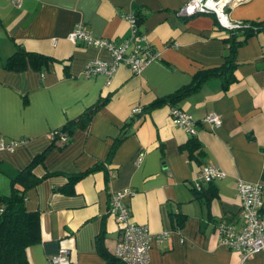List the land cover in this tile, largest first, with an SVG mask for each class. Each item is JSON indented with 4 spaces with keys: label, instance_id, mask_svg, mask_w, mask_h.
Masks as SVG:
<instances>
[{
    "label": "crops",
    "instance_id": "1",
    "mask_svg": "<svg viewBox=\"0 0 264 264\" xmlns=\"http://www.w3.org/2000/svg\"><path fill=\"white\" fill-rule=\"evenodd\" d=\"M13 1L0 0V138L24 141L0 149V194L8 191L3 169L25 165L67 119L105 97L84 126L72 127L63 146L53 145L32 167L36 176L51 174L24 194V206L37 211L39 227V239L25 249L28 264H50L48 254L58 246L69 249L66 264H103L95 235L102 221V246L109 253L116 224L107 197L124 187L131 191L124 197L129 218L146 223L152 233L166 231L159 241L151 240L148 264H264V250L240 259L238 251L218 240L215 229L217 222L235 230L241 224L237 179L262 183L264 208V28L234 32L241 41L234 47L233 80L225 89L210 76L175 103L194 119L212 110L220 116L215 127L195 121L200 152L194 157L184 147L189 134L169 118V105H146L188 82L196 69L221 62L228 42L212 12L177 15L186 0ZM225 11L240 27L264 17V0H238ZM128 13L141 18L137 31L158 56L137 72L119 62L109 76L84 75L86 61L107 60L109 51L71 42L67 33L80 23L93 36L118 41L129 33ZM15 45L52 60L36 69H6L3 60ZM135 105L140 110L130 113ZM122 127L124 136L106 159ZM98 162L103 168L79 177L70 193L55 188L65 173ZM208 162L224 175L201 183L203 190L195 193L190 179Z\"/></svg>",
    "mask_w": 264,
    "mask_h": 264
},
{
    "label": "built area",
    "instance_id": "2",
    "mask_svg": "<svg viewBox=\"0 0 264 264\" xmlns=\"http://www.w3.org/2000/svg\"><path fill=\"white\" fill-rule=\"evenodd\" d=\"M238 0H186L175 13L177 15H190L198 11H210L215 20L225 28L239 24L230 21L225 9L228 5ZM14 3L17 1H13ZM129 22V33L118 41L111 38L93 36L88 30L77 23L66 35L71 42H80L104 47L109 51L107 60H88L83 65L84 75L101 72L111 75L117 63L125 64L131 72H137L148 61L158 56V51L152 48L142 32L134 27L133 15H125ZM55 39H51L54 42ZM140 110L138 105L131 108L130 113ZM168 115L171 122L181 127L188 134H194L193 128L196 120L206 123L209 127L218 126L220 116L216 111H208L194 119L191 114L185 112L176 105H170ZM54 132H52L53 134ZM60 139L66 136L58 133ZM24 139L3 140L0 138V149L11 150ZM224 175L223 170L214 163H203L190 179L191 187L199 189L201 183L211 181L213 178ZM239 199L237 214L241 218V224L237 230L231 225L217 222L215 225L217 238L224 245L234 248L239 252L240 259L246 258L252 252L264 250V208L261 201L262 183L260 181H246L237 179L234 185ZM127 188L112 190L107 197V210L116 224V236L114 238L112 255L120 264H148V249L150 242L159 241L166 235V231L152 233L147 224L135 222L129 218V211L124 197L130 194ZM50 264H66L69 261V249L58 246L56 250L48 254Z\"/></svg>",
    "mask_w": 264,
    "mask_h": 264
},
{
    "label": "trees",
    "instance_id": "3",
    "mask_svg": "<svg viewBox=\"0 0 264 264\" xmlns=\"http://www.w3.org/2000/svg\"><path fill=\"white\" fill-rule=\"evenodd\" d=\"M133 15L134 27L138 25L141 18ZM264 28V17L262 19H255L246 21L240 27L223 28L226 33V41L228 42L227 50L222 55L221 62L214 67H204L196 69L188 82L176 87L173 91L161 97H156L146 105V107L155 106L162 103L176 105L182 97L194 92L202 83V81L210 76H217L220 79L221 88L225 89L230 81L233 80L232 71L236 64L234 56V47L241 41L235 37V33L241 30L247 33L251 30H258ZM51 59L49 55L33 50H26L19 45H15L12 52H10L3 60L2 66L6 69L21 70L26 66L32 68H40L45 66ZM104 98H99L92 105L85 107L80 114L72 119H67L64 124L51 134L52 138L49 144L42 148L39 152L33 154L29 161L19 169H3L8 179V191L0 194V264H28L26 256V246L34 243L39 239L38 227V213L36 210H28L24 206V194L27 188L34 185L41 178L45 177L51 172H43L36 176L32 173L34 164L42 161L45 153L53 146H63L67 140L69 131L72 127H82L88 121L93 110L102 104ZM198 119V118H197ZM199 122L198 120H196ZM123 127L116 134L109 146L106 159L112 153L119 140L124 136ZM58 133H64L65 138L60 139ZM195 134V133H194ZM194 134H189L184 147L187 149L188 155L196 157L199 154L197 149V141ZM196 153V154H195ZM103 163H94L80 171L72 173H65V180L58 184L55 188L62 193H70L72 191L73 183L85 173L94 169L103 168ZM202 164V163H201ZM200 167V165H199ZM107 175L104 174V178ZM209 182V181H208ZM203 190L192 188L195 193ZM104 231L103 222H100L99 230L95 235V245L98 252L105 257L103 264H111L112 262L119 263L112 255L111 251L106 253L102 246V234Z\"/></svg>",
    "mask_w": 264,
    "mask_h": 264
},
{
    "label": "water",
    "instance_id": "4",
    "mask_svg": "<svg viewBox=\"0 0 264 264\" xmlns=\"http://www.w3.org/2000/svg\"><path fill=\"white\" fill-rule=\"evenodd\" d=\"M223 26V25H222ZM224 27V26H223Z\"/></svg>",
    "mask_w": 264,
    "mask_h": 264
}]
</instances>
